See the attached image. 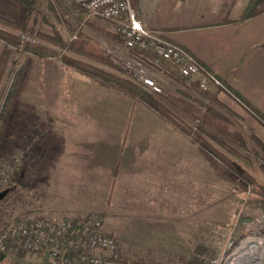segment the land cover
<instances>
[{"label":"crops","instance_id":"0c3cea01","mask_svg":"<svg viewBox=\"0 0 264 264\" xmlns=\"http://www.w3.org/2000/svg\"><path fill=\"white\" fill-rule=\"evenodd\" d=\"M4 2L20 7L17 0ZM131 2L144 25L183 46L264 113V14L237 24H220L227 0ZM119 40V49L134 56ZM144 59L152 63L159 82L183 77L168 62L148 55ZM73 74L80 80L69 87L65 113H51L65 124L55 126L49 147L41 154L39 182L44 198L37 208L54 222L80 214L101 216V229L121 238V233L161 232L155 227L164 225V218L168 225L171 217L179 219L178 203L186 200V170L192 183L196 166L200 169L201 148L148 105L102 82Z\"/></svg>","mask_w":264,"mask_h":264},{"label":"rangeland","instance_id":"374dc122","mask_svg":"<svg viewBox=\"0 0 264 264\" xmlns=\"http://www.w3.org/2000/svg\"><path fill=\"white\" fill-rule=\"evenodd\" d=\"M1 1L0 14L5 13V16L18 21L26 20L28 24L37 26L44 33H57L67 40L74 38L78 31H82L114 54L122 65L133 60L131 52L126 53L119 49L122 46L114 24L107 20L87 19L75 0H32L34 10L29 15L20 5L19 8L6 6L4 0ZM246 2L247 0H236L232 17L239 16ZM40 44L59 54L33 56L12 49L6 57L0 77L1 113L17 70L24 66L28 59L32 61L30 79L24 88L20 87L22 91L18 95V100L11 103L8 127L0 139V193H4L0 198V232L25 212L41 213L37 207L42 204L44 193H41L44 186L42 187L39 182L43 175L39 162L41 154L44 149H48L55 134V126L62 128L65 124L64 120H57V116H51V113H65L64 101L69 93V87L76 79L80 80L73 72L84 76L86 80L102 82L98 77L89 76L67 65L60 56L63 52L54 45L47 42ZM1 50L0 43V52ZM132 53L138 55L137 52ZM63 54H67L69 58L84 60L73 52ZM95 65L120 74L132 82L122 69L117 71L98 63ZM192 80L177 76L172 82L165 83L160 79L162 92L158 94L182 90L199 99L200 97L191 89ZM175 83L176 85H173ZM105 86L114 88L107 84ZM227 95L229 96L228 93ZM227 95L226 98L217 96L222 106L213 103L212 105L229 119L231 129L240 131L245 137L246 150H240L250 156L252 161L250 172L257 181L264 184V173L259 168V165L264 163V153L254 140L257 138L264 143V125ZM4 113L6 114V111ZM184 120L185 124L189 125V121ZM201 152L200 169L198 170L196 166L195 176L192 173V183L189 181L190 171L186 170V200L178 203L179 219L171 217L168 225L164 218L162 220L164 225L155 227L162 230L158 231L159 233H121V238L118 234L104 231L120 244L122 260L141 258L155 264H186L183 258H188L197 244L208 246L214 251V256H219L232 249L238 240L242 239L246 230V233H252L251 230L261 231L262 233H254L264 235V211L256 205L257 196L252 193L251 185H244L210 153L203 149ZM83 215L86 214L79 216ZM148 229H151V226ZM0 264H51V262L49 257L34 252L11 250L6 253Z\"/></svg>","mask_w":264,"mask_h":264},{"label":"trees","instance_id":"16d2710c","mask_svg":"<svg viewBox=\"0 0 264 264\" xmlns=\"http://www.w3.org/2000/svg\"><path fill=\"white\" fill-rule=\"evenodd\" d=\"M18 2L24 8L27 15L33 12L32 0H18ZM235 2L236 0H228L226 2L218 23L230 22L237 24L246 19L264 14V0H247L239 16L233 18L231 13ZM41 42L50 43L63 53L73 52L75 55L82 57L84 60L69 58L67 54L63 53L60 54L67 65L89 76L98 77L103 84L119 89L131 98L140 100L157 111L165 120L183 131L191 143L216 157L244 185H251L252 193L257 196L256 205L264 211V184L257 181L250 172V168L252 167L250 156L240 150H246L247 141L240 131L231 129L229 119L220 113L212 103L222 106L217 96L220 91L227 90L243 107L250 110L256 121L262 125H264V113L245 101L224 80L221 79L222 87H217L216 90H210V88L202 90L198 87L197 81L192 80L191 89L200 97L199 99L182 90H177L175 93L153 94L152 92H147L148 90L142 86L128 81L120 74L96 66L95 64L98 63L117 71L123 70L122 63L114 54L110 53L98 41L87 36L84 32L78 31L74 38L67 40L60 37L57 33H44L37 26L28 24L26 20L18 21L2 14H0V43L2 44L0 52V77L6 57L12 49L23 51L33 56H57L59 54L48 48V46L41 45ZM31 63L32 61L28 59L26 64L17 70L15 80L7 94L0 113V139L5 135L8 127L10 105L12 102L18 100V95L22 91L20 87L23 86L24 88L30 79ZM4 111H6V114ZM184 119L189 121V125L185 124ZM254 140L260 146L262 153H264V143H261L257 138ZM259 168L264 173V163H261ZM93 217L100 222L101 216L83 215L84 220ZM79 221L80 219L74 218L72 227L76 228ZM70 235L71 232L68 231L65 236L66 239ZM34 253L48 258L46 250ZM5 256L6 252H0V261ZM213 256L214 251L212 249L204 244H197L192 249L189 257L183 258V262L186 264H209V260ZM121 264L155 263H150L141 258L135 260L125 258Z\"/></svg>","mask_w":264,"mask_h":264},{"label":"built area","instance_id":"2783aa9c","mask_svg":"<svg viewBox=\"0 0 264 264\" xmlns=\"http://www.w3.org/2000/svg\"><path fill=\"white\" fill-rule=\"evenodd\" d=\"M75 3L87 19L112 22L124 48L138 53L123 64L125 76L135 84L152 93L162 92L161 83L152 73V63L144 59L148 55L174 65L181 76L193 78L202 90L222 87L221 79L195 55L144 25L131 0H75ZM76 218L80 221L73 228L74 218L54 222L39 212H25L0 232V252L46 250L51 264H119L122 251L118 241L101 229L95 217ZM68 231L71 235L66 239ZM251 231H244L232 249L212 257L209 264H264V235Z\"/></svg>","mask_w":264,"mask_h":264},{"label":"water","instance_id":"95a60500","mask_svg":"<svg viewBox=\"0 0 264 264\" xmlns=\"http://www.w3.org/2000/svg\"><path fill=\"white\" fill-rule=\"evenodd\" d=\"M4 193H0V198L3 196Z\"/></svg>","mask_w":264,"mask_h":264}]
</instances>
